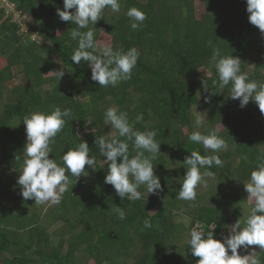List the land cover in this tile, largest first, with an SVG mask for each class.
<instances>
[{"label":"trees","instance_id":"16d2710c","mask_svg":"<svg viewBox=\"0 0 264 264\" xmlns=\"http://www.w3.org/2000/svg\"><path fill=\"white\" fill-rule=\"evenodd\" d=\"M10 1L28 15L24 23L29 33L22 34L0 9V58L6 59L0 67V259L9 257L11 264H197L187 253L190 231H211L217 224L213 235L222 240L230 225L243 221L252 206L244 183L264 152V114L251 100L241 108L239 100L229 96L230 85L218 92V76L209 63L211 42L222 55L240 58L241 71L250 79L264 81V33L249 22L246 0H120L118 13L106 8L104 18L95 27L89 25L96 42L107 33L114 50L136 47L140 52L131 79L116 87L99 86L86 62L71 61L78 42L69 33L76 26L59 19L56 8L63 9V0ZM197 2L205 7L200 17ZM133 6L147 17L136 30L126 15ZM35 34L42 43L31 40ZM61 68L65 74L59 81L56 70ZM16 77L21 83L9 85ZM195 105L205 116L200 130L216 129L228 149L216 153L224 166H214V175L205 177L206 186L198 185L196 199L185 201L176 194L186 173L183 161L190 155L188 136L196 130ZM55 107L71 108L74 116L65 118L63 130L50 144L49 158L61 163V156L82 139L97 169L86 166L89 175H81L76 184L66 173L75 185L59 204L42 210L34 200H24L16 184L26 142L21 119ZM109 107L127 112L130 122L142 113L135 129L157 132L161 153L153 161L154 172L160 179H171L158 195H148L141 186L140 200L121 201L113 186L104 183L107 165L94 141L114 134L104 124ZM199 151L211 154L201 145ZM223 202L225 208L219 205ZM116 207L125 211L126 219L118 218ZM145 218L151 228L143 227ZM253 247L264 264V251ZM246 250L238 251L246 255Z\"/></svg>","mask_w":264,"mask_h":264},{"label":"clouds","instance_id":"9594fccd","mask_svg":"<svg viewBox=\"0 0 264 264\" xmlns=\"http://www.w3.org/2000/svg\"><path fill=\"white\" fill-rule=\"evenodd\" d=\"M106 8L118 13L121 9L120 0H63V9L57 7L56 12L61 21L71 22L76 26L71 28L69 33L70 38L78 42V47L70 57L71 61L77 65L81 61L86 62L91 69L92 81L97 82L99 86L116 87L120 82L131 79L140 52L136 47L121 51L96 42L95 32L89 25L95 27ZM246 11L249 13V22L264 33V0H246ZM25 15L28 18V15ZM126 15L133 30L141 27L147 18L146 13L135 6L128 8ZM32 36L41 38L37 34L31 35L30 38ZM209 46L212 48L209 63L218 76V80L214 82L220 89L218 92H223L230 85L229 96L233 100H239L241 108L251 100L258 105L261 114H264V81L252 80L247 72H242L240 58L222 55L221 49L211 42ZM64 74L63 68L56 70L59 81ZM203 83L207 88L205 81ZM209 100L210 97H205L206 102ZM202 112L197 110V105L193 106V127L196 130L189 134L188 140L201 145L205 153L211 154L202 155L200 151L192 150L190 155L185 157L183 166L186 173L176 194L179 200L194 201L198 185L206 186L205 177L214 175L211 169L214 166H224V161L216 153L227 151L228 144L218 135L216 129H208L207 134L200 130L205 121ZM73 116L71 108L62 110L55 107L48 113L32 112L23 117L26 142L23 147V166L19 170L16 184L20 187V195L24 200L32 199L36 205L59 204L70 185L73 188L81 175H89L86 166L93 171L97 169L96 158L89 155V145L82 139L75 149L70 148L61 156V163L58 164L54 158H49L52 153L50 144L55 142L54 138L63 130L67 122L65 118L72 119ZM142 120V113L130 122L127 112L109 107L104 113V124L110 125L114 134L110 139L96 136L94 141L104 164L107 165L104 183L113 186L121 201L125 198L131 202L140 200L141 186L146 189L148 195H158L163 191L153 164L161 153V142L156 141L155 130L135 129V123ZM129 142L134 155L130 153ZM244 159L247 162V157ZM257 161L249 182L244 183L247 198L253 203L243 221L238 219L230 225L228 235L222 240L214 238L213 235L217 224L212 226L211 231L206 232L198 227L190 231L187 244L191 254L199 258L197 264H261L260 257L254 254L255 249L246 255H241L238 251L250 246H258L259 250L264 251V152L260 153ZM201 169L205 171L202 173ZM66 173L75 178V184ZM113 211L120 220L126 219V213L121 207H116ZM184 219L190 222L187 218ZM143 227H152L149 218L143 220Z\"/></svg>","mask_w":264,"mask_h":264},{"label":"rangeland","instance_id":"374dc122","mask_svg":"<svg viewBox=\"0 0 264 264\" xmlns=\"http://www.w3.org/2000/svg\"><path fill=\"white\" fill-rule=\"evenodd\" d=\"M197 14H198V16L200 17L202 14H203V12H204V9H205V7H204V5H202L200 2H197ZM31 40H32V38H31ZM37 41H38V43H42V39L41 38H38L37 39ZM98 44H101V45H108V46H111L112 47V37L109 35V34H107V33H102L101 35H100V39H99V42H98ZM6 65V59L4 58V57H1L0 58V67H4ZM46 75H53V73H48V74H46ZM21 83V78L20 77H16V78H14L13 80H11L10 82H9V85H11V86H16V85H18V84H20ZM25 115H27V114H25ZM24 115V116H25ZM23 116V117H24ZM23 117H22V119L21 120H23ZM22 123H23V121H22ZM220 129H222V127H219ZM22 134L23 135H25V137H26V132H25V125H24V123H23V128H22ZM205 134H207V133H205ZM187 149L189 150V151H192V150H198L199 151V144H195V143H189L188 145H187ZM170 181H171V179H170V177H168V176H165V177H162L161 179H160V182H161V185H162V188L165 186V185H167V184H169L170 183ZM90 192L93 194L94 193V191H93V189H90ZM247 201H248V204H252L253 202L250 200V199H248L247 198ZM221 207H223V208H225L226 206H227V203H225V202H223V203H220L219 204ZM40 207H42V210H45L47 207H48V205H39ZM157 210V209H156ZM155 210V211H156ZM4 215H5V213H4ZM7 216V215H6ZM253 249H255L253 246H250V248H248L247 250H246V253L247 254H249ZM188 252V257H189V259L191 260V261H198V257H194L192 254H191V252H190V250H189V248H188V250H187ZM254 254H255V252H254ZM0 264H11V259L9 258V257H3L2 259H0ZM90 264H94V261L92 260V261H90Z\"/></svg>","mask_w":264,"mask_h":264},{"label":"built area","instance_id":"2783aa9c","mask_svg":"<svg viewBox=\"0 0 264 264\" xmlns=\"http://www.w3.org/2000/svg\"><path fill=\"white\" fill-rule=\"evenodd\" d=\"M16 7L17 6L10 0H0V9L6 11L7 16L11 18V22L17 24L20 27V32L22 34H28L29 30L24 23V21L27 19V16L19 12ZM31 38L33 41H37L39 37L32 36Z\"/></svg>","mask_w":264,"mask_h":264}]
</instances>
